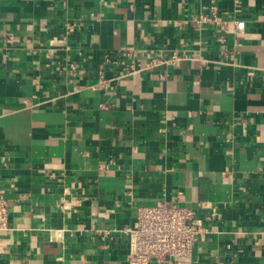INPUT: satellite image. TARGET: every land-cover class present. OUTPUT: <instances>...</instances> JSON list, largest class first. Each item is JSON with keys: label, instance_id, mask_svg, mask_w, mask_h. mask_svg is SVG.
<instances>
[{"label": "crops", "instance_id": "1", "mask_svg": "<svg viewBox=\"0 0 264 264\" xmlns=\"http://www.w3.org/2000/svg\"><path fill=\"white\" fill-rule=\"evenodd\" d=\"M0 195V264H129L169 202L205 233L150 264H264V0H0Z\"/></svg>", "mask_w": 264, "mask_h": 264}, {"label": "built area", "instance_id": "2", "mask_svg": "<svg viewBox=\"0 0 264 264\" xmlns=\"http://www.w3.org/2000/svg\"><path fill=\"white\" fill-rule=\"evenodd\" d=\"M198 25H226L227 21L218 14L217 7L200 15ZM237 30L245 28L244 21L235 23ZM178 60L175 53L167 63ZM161 60L155 59L151 64ZM108 81L101 77L99 86L106 87ZM9 230V202L0 195V239ZM130 240L127 256L129 264L163 263L170 258L184 260L190 257L194 244L204 235L202 222L196 218L192 208L169 202L158 206H140L132 226L122 230Z\"/></svg>", "mask_w": 264, "mask_h": 264}]
</instances>
